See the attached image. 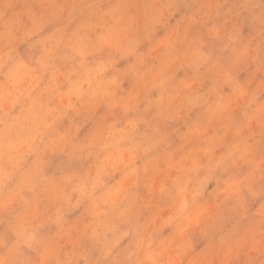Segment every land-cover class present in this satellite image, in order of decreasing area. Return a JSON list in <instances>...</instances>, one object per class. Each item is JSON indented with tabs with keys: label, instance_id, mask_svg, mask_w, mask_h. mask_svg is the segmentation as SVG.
I'll list each match as a JSON object with an SVG mask.
<instances>
[{
	"label": "clouds",
	"instance_id": "1",
	"mask_svg": "<svg viewBox=\"0 0 264 264\" xmlns=\"http://www.w3.org/2000/svg\"><path fill=\"white\" fill-rule=\"evenodd\" d=\"M0 264H264V0H0Z\"/></svg>",
	"mask_w": 264,
	"mask_h": 264
},
{
	"label": "rangeland",
	"instance_id": "2",
	"mask_svg": "<svg viewBox=\"0 0 264 264\" xmlns=\"http://www.w3.org/2000/svg\"><path fill=\"white\" fill-rule=\"evenodd\" d=\"M245 31L247 32V29H245Z\"/></svg>",
	"mask_w": 264,
	"mask_h": 264
}]
</instances>
